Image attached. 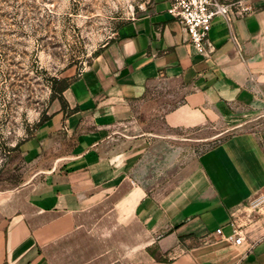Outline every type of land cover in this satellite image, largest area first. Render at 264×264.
I'll return each mask as SVG.
<instances>
[{
    "label": "crops",
    "instance_id": "1",
    "mask_svg": "<svg viewBox=\"0 0 264 264\" xmlns=\"http://www.w3.org/2000/svg\"><path fill=\"white\" fill-rule=\"evenodd\" d=\"M241 1L205 54L171 0L120 26L20 144L36 172L0 202V264H264V138L239 129L264 108V0Z\"/></svg>",
    "mask_w": 264,
    "mask_h": 264
},
{
    "label": "rangeland",
    "instance_id": "2",
    "mask_svg": "<svg viewBox=\"0 0 264 264\" xmlns=\"http://www.w3.org/2000/svg\"><path fill=\"white\" fill-rule=\"evenodd\" d=\"M155 1L0 0V202L36 172L20 144L60 104L54 96L60 80L77 77L122 24L149 11ZM239 129L264 138V108ZM225 136L201 141L187 136L186 145L199 155Z\"/></svg>",
    "mask_w": 264,
    "mask_h": 264
},
{
    "label": "built area",
    "instance_id": "3",
    "mask_svg": "<svg viewBox=\"0 0 264 264\" xmlns=\"http://www.w3.org/2000/svg\"><path fill=\"white\" fill-rule=\"evenodd\" d=\"M236 6L239 7L237 9L239 14L251 10L250 7L243 6L241 0H234L231 3L221 0H172L167 11L172 18L183 24L197 51L205 54L209 45L213 20L221 16L227 22L232 21ZM250 205L260 209L264 205V192H260L250 202ZM217 232L223 234L222 228H219ZM226 238L236 244H241L243 241V236L237 228H234L233 233Z\"/></svg>",
    "mask_w": 264,
    "mask_h": 264
},
{
    "label": "trees",
    "instance_id": "4",
    "mask_svg": "<svg viewBox=\"0 0 264 264\" xmlns=\"http://www.w3.org/2000/svg\"><path fill=\"white\" fill-rule=\"evenodd\" d=\"M221 1L225 2L224 0H221ZM99 52H100V49L96 50L94 52V54L97 55ZM70 84H71V81H69L67 79H63V80H60V85L57 88H55V94H54V96L56 95V97H58L62 103H64L63 92L70 86ZM48 118H49V115L48 116H45L39 122L38 126H41ZM152 253L157 258H160L159 256H157V250L152 251ZM162 259L166 261L168 258H162Z\"/></svg>",
    "mask_w": 264,
    "mask_h": 264
}]
</instances>
